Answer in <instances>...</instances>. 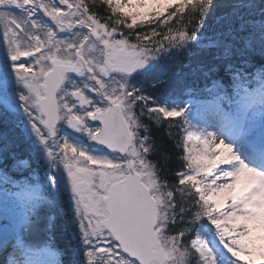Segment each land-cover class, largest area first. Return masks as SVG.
<instances>
[{
    "label": "snow or ice",
    "instance_id": "snow-or-ice-1",
    "mask_svg": "<svg viewBox=\"0 0 264 264\" xmlns=\"http://www.w3.org/2000/svg\"><path fill=\"white\" fill-rule=\"evenodd\" d=\"M0 264H264V0H0Z\"/></svg>",
    "mask_w": 264,
    "mask_h": 264
},
{
    "label": "trees",
    "instance_id": "trees-1",
    "mask_svg": "<svg viewBox=\"0 0 264 264\" xmlns=\"http://www.w3.org/2000/svg\"><path fill=\"white\" fill-rule=\"evenodd\" d=\"M155 136H157V138H158V142H160V137H162V135H163V133H162V131L161 132H156L155 130H154V133H153ZM165 144L167 145V141H165ZM175 165L173 164L172 165V167H174ZM59 240L61 241V242H65L64 240H63V237L61 236V237H59Z\"/></svg>",
    "mask_w": 264,
    "mask_h": 264
},
{
    "label": "rangeland",
    "instance_id": "rangeland-1",
    "mask_svg": "<svg viewBox=\"0 0 264 264\" xmlns=\"http://www.w3.org/2000/svg\"><path fill=\"white\" fill-rule=\"evenodd\" d=\"M70 2H71V0H70Z\"/></svg>",
    "mask_w": 264,
    "mask_h": 264
}]
</instances>
